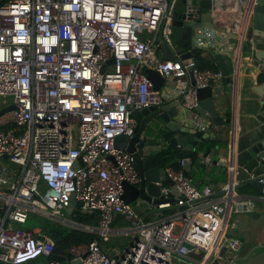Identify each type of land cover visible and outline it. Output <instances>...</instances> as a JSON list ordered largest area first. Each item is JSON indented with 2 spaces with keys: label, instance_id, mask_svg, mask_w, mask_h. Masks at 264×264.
<instances>
[{
  "label": "built area",
  "instance_id": "1",
  "mask_svg": "<svg viewBox=\"0 0 264 264\" xmlns=\"http://www.w3.org/2000/svg\"><path fill=\"white\" fill-rule=\"evenodd\" d=\"M175 13L169 0L0 3V95L11 97L4 105H14L0 115V264L40 256L45 264H61L51 257L53 238L40 226H18L32 213L97 235L65 248L78 264H212L223 245L239 250L241 240L228 233L229 216L251 212L256 203L235 188L232 166L214 194L209 184L198 187L181 168L166 165L172 184H161L164 199L152 207L175 209L156 219H146L123 198L124 181H139L133 153L115 145L117 135L134 131L131 111L163 103L169 83L177 86L192 125L203 130L197 89L223 76L199 68L194 56H161V41L173 45ZM195 40L204 56L208 45L226 48L223 36L208 27L197 29ZM145 68L160 72V88ZM71 195L82 202L71 210L96 212L97 223L65 211ZM118 212L128 224H111ZM116 235L135 239L127 250L111 248V256L102 244Z\"/></svg>",
  "mask_w": 264,
  "mask_h": 264
},
{
  "label": "water",
  "instance_id": "2",
  "mask_svg": "<svg viewBox=\"0 0 264 264\" xmlns=\"http://www.w3.org/2000/svg\"><path fill=\"white\" fill-rule=\"evenodd\" d=\"M4 0H0V3ZM173 2V9L175 10L176 17L172 22V39L173 45H169L164 41H161V56L163 58H187L195 55L196 49V30L208 27L215 30H226V27L213 22L212 10L216 6H220V2L226 0H169ZM246 0L245 2H247ZM196 8V11L191 14H183L185 10H191ZM181 12V13H179ZM191 12V11H189ZM251 22L248 28V40L249 41H261V36H264V0H255L253 5V11L251 14ZM261 38V39H260ZM160 37H158V40ZM218 58V64L223 76L228 75L227 65L221 58V54L214 55ZM264 59V54L262 58ZM189 70V77L191 82L192 66L187 67ZM147 76L152 80L154 88H160L163 83V76L160 72L153 68H145ZM259 81L264 85V76H259ZM215 88L214 79H210L208 84L197 89V96L199 98V104L196 110L200 113L208 112V117L213 121H217L216 110L214 104ZM260 93V92H258ZM253 114L258 120L255 136H250L243 139V144L248 145L251 140L258 139L259 141L252 146H249L243 157V164L245 168L251 169V175H248L244 181L237 182L235 188L237 189L243 185H250L253 188L262 191L264 193V183L261 181L264 178V93L259 95L255 105H253ZM14 107L13 103H9L0 107V115L6 111L11 110ZM131 116L135 120L134 131L131 135L120 134L115 137V145L117 147L125 148L134 155L135 164L139 172V181L136 183H129L124 181L123 184V198L126 202L131 204L140 205L144 202L157 203L164 199L161 194V184L172 180L166 175L165 165L158 163V153L161 150L167 151L170 146L185 157L184 164L187 165L191 159V155L197 150L205 141V135H197L196 128L190 127V116H188L180 107V99L176 96L173 98L165 99L160 105H149L142 109H134L131 111ZM188 119L187 122L184 120ZM191 121V120H190ZM227 125L231 128V117L226 119ZM168 132L161 138L162 149L155 151L156 148L153 145V141L160 132ZM210 132V127L206 129ZM168 144V145H167ZM209 152L207 147L202 153L206 155ZM2 159H6L7 155L2 154ZM77 165V163H75ZM184 165V166H185ZM182 172L187 175L186 169ZM81 201H74V196L71 195L70 203L65 209L67 213L71 212V208L75 205L80 207ZM158 209H149L146 215L157 213ZM113 222H119L121 225L128 224V220L125 216L118 212L114 215L111 224ZM135 239V235L130 238L128 244L124 250H127L129 245ZM228 250L227 245H223L219 250L218 256L212 264H216V261H220V264H264V247L259 251L252 253L247 257L241 259H233L226 257L225 252ZM110 255H114V251L110 250ZM70 253L59 245H55L52 258L60 261L61 264H78L80 259H70ZM218 263V262H217Z\"/></svg>",
  "mask_w": 264,
  "mask_h": 264
},
{
  "label": "crops",
  "instance_id": "3",
  "mask_svg": "<svg viewBox=\"0 0 264 264\" xmlns=\"http://www.w3.org/2000/svg\"><path fill=\"white\" fill-rule=\"evenodd\" d=\"M254 2L253 0L247 2L226 0L220 2V6L217 5L212 10L213 22L216 21L217 24L226 27L224 31L213 28L217 37L223 36L226 48L219 52L214 46L208 45L205 56L215 62L218 65V70H220L218 58L214 56L220 53V59L227 65L228 75L214 79L213 95L217 121H213L212 118L210 120L208 112L203 114L196 110L201 120L206 124L203 130L195 127L196 134L207 136L205 137L206 142L192 153L191 161L187 165L178 164L182 170L188 171L187 176L192 179L196 186L209 184L214 194L221 192L222 185L231 175V166L234 167V178L238 182L244 181L248 175H251V169L245 168L242 162L244 152L249 146L255 145L259 141L256 138L251 140L248 145L242 143L244 138L256 134L258 120L253 114V105L258 100L259 95L264 93V85L258 79L259 76H264V59H261L264 54V36H261V38L263 37L260 38L261 41L248 40V28ZM164 85L167 86L163 88L162 94L166 99L177 97V86L173 85L170 88L169 83ZM228 117H231V128L226 122ZM184 121L187 122L188 119ZM189 122L190 127L193 126L190 119ZM209 127L210 132L206 131ZM165 133L168 132H160L153 141L155 151L162 149L161 138ZM207 147H209V152L202 155ZM169 148L175 151V147L170 146ZM175 158L185 159L180 152L176 154ZM163 184L170 186L172 183ZM237 191L254 196L256 204L255 209L251 212L232 213L229 216L228 233L241 240V247L238 251L227 250L225 252L224 256L230 257L231 260L247 257L264 247V193L250 185L240 186ZM152 204L151 202H144L140 205H132L139 214L146 215L149 209L153 208ZM156 209L158 212L148 214L146 219H156L166 215L175 209V205L156 207ZM71 212L76 213L75 209H72ZM51 223L56 222L51 221ZM112 224L118 225L119 222ZM41 233L50 235L43 229H41ZM102 246L108 250L113 247L124 250L126 245H122L117 240L114 241L111 237L109 241L103 242ZM218 258L219 256L216 259ZM45 261L46 259L44 264ZM217 262L220 264V261L215 263L217 264Z\"/></svg>",
  "mask_w": 264,
  "mask_h": 264
},
{
  "label": "trees",
  "instance_id": "4",
  "mask_svg": "<svg viewBox=\"0 0 264 264\" xmlns=\"http://www.w3.org/2000/svg\"><path fill=\"white\" fill-rule=\"evenodd\" d=\"M194 59L197 66L201 69L208 68L212 70H218V65H216L215 62L209 60L206 56L202 55L198 49L195 51ZM177 153L178 151L171 150V148H169L167 151L161 150L158 153L157 160L160 164L165 165L169 162V164H172L175 168H180V166L176 162L177 159L175 158ZM98 217V213L96 212L85 213L81 212L80 210L76 211L75 215V218L78 221L90 224L97 223ZM45 219L46 218L43 217L42 223L38 226H40L41 229H43L53 237L55 245H59L62 248H66L75 243L77 244L81 241L90 242L97 237V235L94 233L85 232L76 228L66 226L64 224L51 223Z\"/></svg>",
  "mask_w": 264,
  "mask_h": 264
},
{
  "label": "rangeland",
  "instance_id": "5",
  "mask_svg": "<svg viewBox=\"0 0 264 264\" xmlns=\"http://www.w3.org/2000/svg\"><path fill=\"white\" fill-rule=\"evenodd\" d=\"M197 49L198 48H196L195 51ZM10 99H11V97L9 95H4V96L0 95V106L4 105L7 101H10ZM171 150H172V148H171ZM166 165H169V162L167 164H165V166ZM132 206H134V205H132ZM78 210H80V208H75V211H78ZM42 219H43L42 216H38V215L32 213L29 215L28 219L24 223H20V224H18V226H20L21 228H24V229L33 228L34 226L40 225L42 223ZM45 220H47L48 222H51L48 219H45ZM178 228H179V226L177 225L174 230L178 231L179 230ZM129 238H130V236H124V235H116V236L112 237V239L114 241L117 240L122 245H127ZM257 249H260V248H257ZM43 259L45 260L44 257L40 256L38 258L30 259V260L25 261V262L20 263V264H44Z\"/></svg>",
  "mask_w": 264,
  "mask_h": 264
},
{
  "label": "bare ground",
  "instance_id": "6",
  "mask_svg": "<svg viewBox=\"0 0 264 264\" xmlns=\"http://www.w3.org/2000/svg\"><path fill=\"white\" fill-rule=\"evenodd\" d=\"M251 8V7H250Z\"/></svg>",
  "mask_w": 264,
  "mask_h": 264
}]
</instances>
